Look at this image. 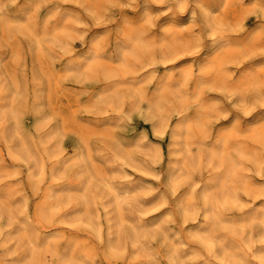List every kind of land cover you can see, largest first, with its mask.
I'll return each mask as SVG.
<instances>
[{
	"label": "clouds",
	"instance_id": "9594fccd",
	"mask_svg": "<svg viewBox=\"0 0 264 264\" xmlns=\"http://www.w3.org/2000/svg\"><path fill=\"white\" fill-rule=\"evenodd\" d=\"M257 42L264 0H0V264H264Z\"/></svg>",
	"mask_w": 264,
	"mask_h": 264
},
{
	"label": "rangeland",
	"instance_id": "374dc122",
	"mask_svg": "<svg viewBox=\"0 0 264 264\" xmlns=\"http://www.w3.org/2000/svg\"><path fill=\"white\" fill-rule=\"evenodd\" d=\"M230 55L232 58L242 62L245 67L249 66L250 64L264 62V43L257 42V44L248 53L234 52V53H231ZM228 66L233 68V69H235L237 67L236 64H231ZM145 127H147V126H145ZM150 138H151V136H150ZM156 143H163V145L165 146V157H166L167 156L166 141L165 142L156 141ZM65 147H68L69 150H71V142L66 144ZM130 174L136 175V173H131V172H130Z\"/></svg>",
	"mask_w": 264,
	"mask_h": 264
}]
</instances>
